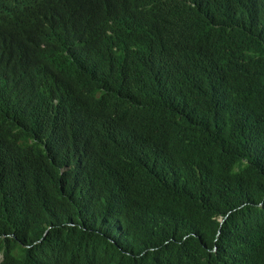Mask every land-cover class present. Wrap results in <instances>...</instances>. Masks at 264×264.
I'll list each match as a JSON object with an SVG mask.
<instances>
[{
    "label": "trees",
    "instance_id": "1",
    "mask_svg": "<svg viewBox=\"0 0 264 264\" xmlns=\"http://www.w3.org/2000/svg\"><path fill=\"white\" fill-rule=\"evenodd\" d=\"M42 8L0 41V264H264V0Z\"/></svg>",
    "mask_w": 264,
    "mask_h": 264
},
{
    "label": "clouds",
    "instance_id": "2",
    "mask_svg": "<svg viewBox=\"0 0 264 264\" xmlns=\"http://www.w3.org/2000/svg\"><path fill=\"white\" fill-rule=\"evenodd\" d=\"M43 0H0V41L10 30L15 20H22L27 27L44 28L45 33L53 36L61 35L64 31V19L42 8L41 15L36 12L37 2ZM53 5L68 13H80L90 10L107 13L120 5V0H50ZM42 21V23L39 22ZM35 52V66L57 72L74 59V48L66 42L42 41ZM223 222V221H222Z\"/></svg>",
    "mask_w": 264,
    "mask_h": 264
},
{
    "label": "bare ground",
    "instance_id": "3",
    "mask_svg": "<svg viewBox=\"0 0 264 264\" xmlns=\"http://www.w3.org/2000/svg\"><path fill=\"white\" fill-rule=\"evenodd\" d=\"M121 7V6H120ZM123 10H124V8H123ZM117 12V11H116Z\"/></svg>",
    "mask_w": 264,
    "mask_h": 264
}]
</instances>
